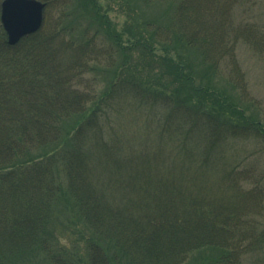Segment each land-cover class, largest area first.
Wrapping results in <instances>:
<instances>
[{
    "label": "trees",
    "instance_id": "16d2710c",
    "mask_svg": "<svg viewBox=\"0 0 264 264\" xmlns=\"http://www.w3.org/2000/svg\"><path fill=\"white\" fill-rule=\"evenodd\" d=\"M172 2L188 51L206 53L205 62L214 65L220 63L215 53L222 56L227 49V55L231 54L223 44L222 0ZM43 31L10 46L0 30V264H29L38 252L52 256L53 233L62 229L84 240L89 264H113L118 256L116 264H183L188 258L186 247L200 251L192 264H221L225 255L230 264H241L243 255L264 250V224H252L254 219L248 216L260 214L256 205L262 204V194L258 187L242 190L253 179L250 168L236 171L237 166L226 157L230 170L217 184H208L210 171L218 169L225 155L224 138L240 137L243 131L253 130L251 124L258 127L257 122L249 120V126L238 131L242 127L239 120L223 117L222 122H215L206 117L203 121V114L211 113L194 104L185 110L196 118L192 125L169 119L162 105L171 104L176 110L177 100L184 105L190 101L174 92L167 97L171 79L149 70H142L136 78L152 98L146 110L164 111L158 118L145 114L134 93L122 96L126 77L118 89L103 91L105 99L101 96L97 106L93 101V106L85 107L87 97L71 87L78 74L88 70L85 61L90 56L86 55L93 54L90 46H96L95 39L69 38L66 43L60 37L59 46L50 30ZM73 44L72 56L66 50ZM139 48L138 59L147 62L146 51ZM47 64L51 67L45 70ZM144 65L149 66L148 62ZM166 72L171 76V71ZM45 73L48 82L44 84L40 79ZM153 74L154 78L143 80ZM228 78L245 100L243 77L233 74ZM112 91H118V100L127 106L122 104V133L114 129L112 118L118 110L107 101ZM101 103L106 106L100 107ZM93 108L99 117L93 118ZM203 128L209 132L206 143L199 132ZM206 144L210 159L217 153L219 161L213 166L201 160ZM35 149L39 156L22 160ZM220 184L232 192L228 199L206 198L210 187L224 191ZM115 201L122 206L113 207ZM221 208L219 216L210 218ZM217 220H221L223 246L208 235L209 226ZM209 241L219 248L211 250ZM4 258L8 261L2 263ZM50 262L61 264L56 257Z\"/></svg>",
    "mask_w": 264,
    "mask_h": 264
},
{
    "label": "rangeland",
    "instance_id": "374dc122",
    "mask_svg": "<svg viewBox=\"0 0 264 264\" xmlns=\"http://www.w3.org/2000/svg\"><path fill=\"white\" fill-rule=\"evenodd\" d=\"M218 1L220 2V0ZM222 1L225 4L222 8L225 10L221 28L224 32L223 44L229 46L231 54L227 55V49L222 56L215 53L214 56L220 62L218 65L206 63L208 55L204 52L194 49L187 50L179 30L182 22L180 24V18L177 19L176 17V3H173L172 0H49V7L44 13V22L40 32L44 30L45 33L50 30L49 34H54V41L61 37L62 41L64 40L66 43L69 38L77 39L79 37L81 40L84 39V36H92L95 39L96 46H90L93 54L86 55L90 56L85 61L88 70L85 73L82 70L81 75L78 74L71 87L87 97L86 101L89 104L85 103V107L93 106L91 105L93 101L96 102L94 105L97 106L100 97L104 98L106 95L103 91L108 88L111 89V87L118 89L119 86H122L121 79L126 77L128 82L120 90L122 96L125 93L128 94L129 91V97L134 93V97L138 99V102H141V104L139 102V106L144 107L145 114L158 118L164 114V111L146 110L145 106L152 102V98L141 90L136 78V76H142V70L144 72L149 70L152 73L159 71L166 78L171 79L170 91L165 92L167 97H170L171 92H174L181 99L190 101L184 105L180 99L177 100L180 102V106L176 110L171 104H168V107L162 105L161 107L166 108L165 113H169L167 115L169 119H177L184 124L192 125L196 118L192 117L191 113H185V110L187 111L189 105L194 104L199 107L202 106L205 112L211 113L209 115L203 114V121L206 117L215 118V122H222L221 118L223 117V119L229 118L233 122L237 119L242 126L238 127V131L246 129L249 126V120L257 122L258 127L251 124L250 129L253 130L250 132L243 131L240 137L230 135L226 136L228 138H224L222 148L225 155H222L221 164L219 163L216 167L218 169L210 171L208 184H217L215 181L219 177L223 180L224 174L230 170L228 168L230 161L237 166V168L235 167L236 171L243 170L238 167L250 168L253 179H251L250 184H241L242 190L258 187L262 194V204L256 205L258 209L261 208L258 217L250 214L248 216L253 217L254 222L252 224L260 221L264 224V0H226L227 3H224L225 0ZM219 2L217 3L219 4ZM213 13L215 14V12ZM184 17H186L185 14L182 15V18ZM0 30H2L1 25ZM56 44L60 46L61 43L58 40ZM130 47L133 49L125 51L124 48L129 49ZM75 48V44L69 45L66 52L73 56L72 51ZM84 48L82 47L81 50L86 53ZM138 48L146 51L148 67L144 65L147 62L138 59L141 55L140 50L137 51ZM175 49L178 50L175 51ZM179 53L182 55L181 58L178 56ZM232 56L234 61L231 60ZM111 65L115 66L109 71L107 67ZM50 67V64L45 65V70ZM165 69L172 72L171 76ZM233 74L241 75L245 81L244 88L245 93H247L245 100L229 85L228 76ZM45 76L46 73L40 79L44 84L48 82V78ZM35 77V83L39 82V77ZM151 77L154 78V74L143 80H149ZM110 94L108 92V103H113L115 109L119 111H115V115L112 116L115 119L114 129L116 132L122 133L123 103L122 100H118V96H120L118 91H112ZM123 105L126 106V104ZM104 106L106 104H100V107ZM169 107H172L170 112ZM92 111H94L93 118L100 116L94 108ZM84 113L86 114V112ZM123 113L129 117L127 109ZM218 113H222L224 116ZM68 125L71 126L69 123ZM199 130L204 135L203 142H208L210 140L207 135L209 132L206 133L205 128ZM40 154L39 149H35L22 160L25 161L29 156L35 158ZM210 157L206 144L201 158L205 163L204 165L213 166L216 161H219L217 153L211 159ZM226 157L231 158L228 163ZM208 168L205 166L204 170L208 171ZM223 184L219 186L225 188ZM206 193V198L208 196L211 200V198H218L216 196L228 199L227 197L232 192L228 188H225L224 191H218L217 186L215 188L210 187ZM223 202L225 201L223 200ZM112 206L122 205H117V201H115ZM221 212H223L222 208L218 215H212L210 218L219 216ZM225 212H228V209ZM220 221L217 220L209 226L208 235L213 236V242H218L223 246V230L221 231ZM53 237L54 240L51 244L54 249L53 255L48 256L47 253L38 252L33 259L28 261L29 264H51L52 257L60 259L61 264H89V252L82 242L84 240L78 241V236L63 229L55 231L52 239ZM85 237L87 236L85 235ZM208 243L213 251L219 246H215L210 241ZM55 249L57 250L55 251ZM185 251L188 258L183 264L195 263L194 257L200 251L194 247L190 249L186 247ZM206 251L209 250L206 249ZM226 257L225 255V257L220 258L221 264H230L228 257ZM118 258L121 256L113 259V264L118 262ZM6 261L8 259L4 258L2 263ZM239 262L241 264H264V250L261 252L250 251L243 255Z\"/></svg>",
    "mask_w": 264,
    "mask_h": 264
},
{
    "label": "water",
    "instance_id": "95a60500",
    "mask_svg": "<svg viewBox=\"0 0 264 264\" xmlns=\"http://www.w3.org/2000/svg\"><path fill=\"white\" fill-rule=\"evenodd\" d=\"M45 4L39 0H2L0 21L11 45L37 31L43 22Z\"/></svg>",
    "mask_w": 264,
    "mask_h": 264
}]
</instances>
